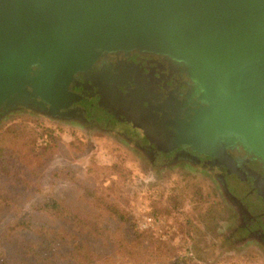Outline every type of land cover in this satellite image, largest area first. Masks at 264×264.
<instances>
[{
  "label": "water",
  "instance_id": "1",
  "mask_svg": "<svg viewBox=\"0 0 264 264\" xmlns=\"http://www.w3.org/2000/svg\"><path fill=\"white\" fill-rule=\"evenodd\" d=\"M134 54L188 79L179 144L264 167V0H0V121L68 110L80 75Z\"/></svg>",
  "mask_w": 264,
  "mask_h": 264
},
{
  "label": "flooded vegetation",
  "instance_id": "2",
  "mask_svg": "<svg viewBox=\"0 0 264 264\" xmlns=\"http://www.w3.org/2000/svg\"><path fill=\"white\" fill-rule=\"evenodd\" d=\"M109 64L95 74L80 75L72 87L77 98L51 119L87 134L99 133L90 136L92 142L100 138L116 147L121 142L133 147L154 176L164 170L171 176H186V170L205 175L214 201L203 210L220 230L216 234L220 253L244 247L253 253L254 246L264 253L263 165L241 148L226 150V158L214 161L178 143L173 125H182L186 118L181 104L188 79L166 61L134 54ZM29 112L50 119L46 111ZM153 175L147 185H154ZM166 182L177 183V178Z\"/></svg>",
  "mask_w": 264,
  "mask_h": 264
},
{
  "label": "rangeland",
  "instance_id": "3",
  "mask_svg": "<svg viewBox=\"0 0 264 264\" xmlns=\"http://www.w3.org/2000/svg\"><path fill=\"white\" fill-rule=\"evenodd\" d=\"M22 126L37 132L35 150L42 151L47 144H53L55 148V151L47 155L43 167L37 171L36 181L41 195L53 197L70 209L97 219L107 231L114 232L113 237L119 238L122 235L117 225L105 220L101 213L81 198L78 185L103 192L122 209L131 212L136 231L148 236L142 243L131 246L138 261L154 264L164 261H185L187 264H264V253L259 247L254 246L253 253L247 252L249 247H246L247 250L244 247L220 253L217 245L220 230H217V223L211 217L207 218L203 210L207 205L212 207L214 201L206 189L210 179L205 175L186 170V176H171L164 170L154 176L146 163L137 159L138 154L133 151V147L123 142L116 147L100 138L92 142L90 136L95 137L99 133L87 134L72 124L31 115L29 110L21 109L0 121V129ZM71 143L80 148L70 147ZM114 163H121L129 171L126 180L110 177L108 171L103 169ZM152 175L156 181L150 186L147 184ZM169 177L177 178V183L166 182ZM72 179L74 183H71ZM26 195L24 192L16 202L23 209L27 207ZM172 203L177 208H173ZM159 210L162 212L157 213ZM145 215L161 221L154 233L138 230L137 222ZM41 220L52 225L51 217L44 216ZM19 243L0 248V264H45L44 249L40 248L34 257L24 253ZM112 258L117 264L127 261L120 254Z\"/></svg>",
  "mask_w": 264,
  "mask_h": 264
},
{
  "label": "trees",
  "instance_id": "4",
  "mask_svg": "<svg viewBox=\"0 0 264 264\" xmlns=\"http://www.w3.org/2000/svg\"><path fill=\"white\" fill-rule=\"evenodd\" d=\"M37 136L36 131L26 126L0 129V248L20 242L19 248L34 257L42 248L46 252L45 264H117L112 257L119 254L127 259L120 264H154L135 258L131 246L142 243L148 236L136 231L131 212L122 209L103 192L78 185L81 198L105 220L117 225L122 235L119 238L113 237L114 232L107 231L97 219L70 209L60 200L41 195L37 171L55 148L47 144L42 151L35 150ZM69 146L80 148L73 143ZM103 169L120 181L126 180L129 174L121 163ZM24 192L28 198L27 207L23 209L16 202ZM44 216L52 218V225L42 222ZM159 264L187 263L164 261Z\"/></svg>",
  "mask_w": 264,
  "mask_h": 264
},
{
  "label": "built area",
  "instance_id": "5",
  "mask_svg": "<svg viewBox=\"0 0 264 264\" xmlns=\"http://www.w3.org/2000/svg\"><path fill=\"white\" fill-rule=\"evenodd\" d=\"M41 144V141L39 140V145ZM161 221L159 219H155L152 216H143L139 219L137 222V227L140 232H155L157 227Z\"/></svg>",
  "mask_w": 264,
  "mask_h": 264
}]
</instances>
